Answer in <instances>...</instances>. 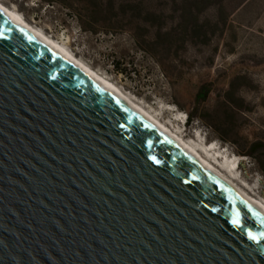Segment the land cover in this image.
<instances>
[{"label":"water","instance_id":"1","mask_svg":"<svg viewBox=\"0 0 264 264\" xmlns=\"http://www.w3.org/2000/svg\"><path fill=\"white\" fill-rule=\"evenodd\" d=\"M261 232L197 148L0 8V264H264Z\"/></svg>","mask_w":264,"mask_h":264},{"label":"rangeland","instance_id":"2","mask_svg":"<svg viewBox=\"0 0 264 264\" xmlns=\"http://www.w3.org/2000/svg\"><path fill=\"white\" fill-rule=\"evenodd\" d=\"M0 2L161 120H171L170 125L189 142L216 143L237 158V175L253 188L254 196L264 199V176L250 157L238 154L233 144L220 140L202 123H184L201 83H213L215 91L203 105L210 108L216 104L217 93L233 81L245 107L236 113L238 140L264 142V0H147L151 10L163 11L151 20L153 37L161 25V37H155L158 60L135 48L124 31L91 35L80 30L65 7L40 0ZM259 154L264 157V150Z\"/></svg>","mask_w":264,"mask_h":264},{"label":"trees","instance_id":"3","mask_svg":"<svg viewBox=\"0 0 264 264\" xmlns=\"http://www.w3.org/2000/svg\"><path fill=\"white\" fill-rule=\"evenodd\" d=\"M40 1L47 5L67 8L72 12L79 29L91 35L98 32L124 31L130 34L135 48L158 60L156 50L159 44L156 38L161 37V25L156 30L155 38L152 36L151 20H156L157 16L163 15V11L151 10L147 0ZM191 6L189 5V11L192 9ZM115 65L118 66L119 63ZM214 91L211 81L203 82L198 86L194 94L193 105L186 112L185 123L188 126L195 122L202 123L220 140L233 144L238 154L250 157L264 176V157L259 154L264 150V142L245 140L241 143L238 140L239 126L236 113L245 110L244 99L239 94V86H235L231 81L226 89L217 93L216 104L206 108L203 105Z\"/></svg>","mask_w":264,"mask_h":264},{"label":"bare ground","instance_id":"4","mask_svg":"<svg viewBox=\"0 0 264 264\" xmlns=\"http://www.w3.org/2000/svg\"><path fill=\"white\" fill-rule=\"evenodd\" d=\"M0 8L8 11L12 15L26 21L24 17L17 11L5 6L0 2ZM27 22V21H26ZM38 29V28H37ZM40 30V29H38ZM41 31V30H40ZM42 32V31H41ZM43 33V32H42ZM44 34V33H43ZM46 35V34H45ZM52 42H54L58 47H60L64 52L69 54L74 59L78 60L88 71L89 73L102 85L112 90L119 97L129 103L135 109L147 114L150 118L155 120L158 124L163 126L164 128L169 129L171 132L185 139L188 143L198 149V151L203 155L204 159L210 164V166L225 180H227L232 186H234L245 198L251 201L254 205H256L263 213H264V199L259 196H254L252 193L253 188H250L245 182L240 179V176L237 175L236 162L237 158L228 156L225 151H221L220 147L217 146L216 143H210L207 145V142L197 141L193 139L195 142H189L186 138H184L182 132L171 126V120L168 122L163 121L159 118L157 113H153L148 108L144 107L137 101H135L131 96L123 92L118 86H116L112 81L108 80L97 71H95L92 67L86 64L84 61L75 56L72 52H70L64 45L60 44L57 40L51 38L46 35ZM231 157V158H230Z\"/></svg>","mask_w":264,"mask_h":264},{"label":"snow or ice","instance_id":"5","mask_svg":"<svg viewBox=\"0 0 264 264\" xmlns=\"http://www.w3.org/2000/svg\"><path fill=\"white\" fill-rule=\"evenodd\" d=\"M231 223H232L233 225H237V226H239V225L241 224V213H240L239 211H234V212H233V217H232ZM248 236H249L250 239L259 242L258 237L252 235L251 232L248 233ZM259 236H260V237H264V232H261V233L259 234Z\"/></svg>","mask_w":264,"mask_h":264}]
</instances>
